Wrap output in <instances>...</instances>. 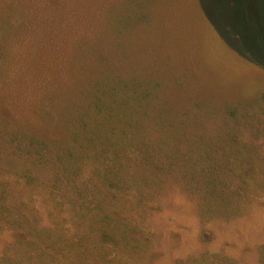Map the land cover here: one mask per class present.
<instances>
[{"label":"trees","instance_id":"trees-1","mask_svg":"<svg viewBox=\"0 0 264 264\" xmlns=\"http://www.w3.org/2000/svg\"><path fill=\"white\" fill-rule=\"evenodd\" d=\"M240 1L241 6L238 0L226 1L233 20L227 32L216 27L236 44L244 42L246 33L247 40L254 41L253 29L257 36L264 35L259 9H254L259 18L254 22L250 0ZM164 2L0 0V87L12 81L11 89L20 100L13 103L27 112L24 127L18 122L12 129L11 121L0 122V158L8 156L12 167L16 162L23 171L15 187L0 177L3 221L14 218L13 203L27 207L32 202L33 196H23L18 185L53 181L59 198L78 212L79 224L71 235L76 240L75 232L81 230L77 240L92 254L103 255L109 243L136 239L121 230L120 216L101 208L116 210L126 203L144 207L140 199L144 189L180 167V162L173 163L181 154L171 146L191 138L181 127L196 118L170 100L184 81L182 77L168 81L178 62L174 37L162 27ZM248 49L242 54L264 63L263 49L255 45ZM5 165L0 168L6 170ZM38 169L46 170L48 177L31 174ZM79 179L86 189L93 184L99 195L77 188L76 195L71 194L69 183L73 186ZM23 221L25 216H15V228ZM15 235V246L31 245V240H23L25 233L15 230ZM67 240L72 239L59 237L63 244H69ZM10 249L0 264H24L25 254L13 256ZM44 256L37 253L36 263L64 264L53 254Z\"/></svg>","mask_w":264,"mask_h":264},{"label":"rangeland","instance_id":"rangeland-1","mask_svg":"<svg viewBox=\"0 0 264 264\" xmlns=\"http://www.w3.org/2000/svg\"><path fill=\"white\" fill-rule=\"evenodd\" d=\"M226 1L164 2L162 27L174 37L178 62L168 81L180 77L184 81L170 100L196 118L181 127L191 138L171 146L181 154V160L175 156L173 163L180 162V167L144 189L140 196L144 207L126 203L116 210L101 208L120 216L121 230L136 239L109 243L103 255L92 254L86 243L77 240L81 230L75 232L76 240L72 236L79 224L76 207L59 198L53 181L34 182L17 187L23 196H33L32 202L11 207L14 218L25 216L27 221L15 228L13 217L10 223L0 217V260L11 247V255L25 254L24 264H37V253L53 254L64 264H190L201 257H205L202 264H264V63L242 54L254 45L264 52V35L257 36L253 29L254 41L247 40L246 33L244 42L236 44L230 35L217 31L221 27L227 32L233 23ZM242 3L238 0L237 5ZM250 5L254 22L259 21L254 9H259V27L264 32V0H250ZM4 86L0 87V122L11 121L12 129L18 122L23 126L27 112L14 105L20 100L11 89L12 81ZM15 163L12 167L8 156L0 158L1 166L7 164L6 170L0 168V177L13 187L23 172ZM31 174L48 177L44 169ZM84 186L79 179L73 186L70 182L67 190L73 195L74 188L99 195L93 184L89 189ZM15 230L25 233L23 240H31V245L15 246ZM59 237L72 240L63 244Z\"/></svg>","mask_w":264,"mask_h":264}]
</instances>
